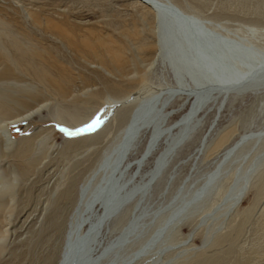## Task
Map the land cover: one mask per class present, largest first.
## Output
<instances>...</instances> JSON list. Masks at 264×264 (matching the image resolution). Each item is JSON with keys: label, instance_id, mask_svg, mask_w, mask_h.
Segmentation results:
<instances>
[{"label": "rangeland", "instance_id": "374dc122", "mask_svg": "<svg viewBox=\"0 0 264 264\" xmlns=\"http://www.w3.org/2000/svg\"><path fill=\"white\" fill-rule=\"evenodd\" d=\"M178 1L189 2L201 15L230 29L256 33L264 47L262 0L257 2L261 6L251 0ZM151 14L138 0H0V264H57L82 183L103 160L105 150L119 141L131 107L173 84L165 64L151 65L148 55L139 51L143 39L154 41L146 20ZM128 30L132 36L124 35ZM86 44L104 59H112L113 51L124 45L121 58L130 56L137 65L123 77V72L109 71ZM226 95L201 109L202 123L194 133L201 130L195 139L204 136L209 145L198 150L199 140L186 146L183 142L150 189L153 211L185 186L198 188L226 163L220 162L224 153L247 134L239 153L247 156L222 167L220 180L212 186L219 192L215 200L209 195L195 209L198 215L179 226L174 240L168 239V244L179 243L177 252H182L176 264H264V171L260 178L254 172L227 218L221 213H214V220L206 216L224 196L228 173L240 163L239 171L255 152L258 144L250 151L249 142H264V89L240 97L229 90ZM185 97L177 93L164 106L168 126L187 113L193 95ZM150 129H140L127 164L144 151ZM221 135L231 137L218 145ZM164 137L154 153L141 165L130 166L128 173L149 169L164 147ZM170 172L174 177L165 188ZM219 207L215 204L213 212ZM100 209L104 210L101 205L99 213ZM118 216L109 220L106 232L120 228Z\"/></svg>", "mask_w": 264, "mask_h": 264}, {"label": "bare ground", "instance_id": "6f19581e", "mask_svg": "<svg viewBox=\"0 0 264 264\" xmlns=\"http://www.w3.org/2000/svg\"><path fill=\"white\" fill-rule=\"evenodd\" d=\"M138 1L151 10L152 14L146 20L151 23L152 28L149 29L154 34V41L147 42L143 39L138 45V50L148 55L145 58H150L151 65L157 62L165 64L169 68L173 84L167 88L162 87L164 89L144 97L131 107L121 137H118L119 141L105 150L103 160L82 183L77 204L67 220L69 223L57 264H176L182 252H177L179 243L168 244V239L174 240L179 226L198 215L195 209H198L209 195L215 200L219 192L213 191L212 186L215 183L216 187V182L220 180L218 176L222 167L235 157L240 156V159H243L247 156L239 154L246 142L247 134H243L232 147L226 149V158L223 157L220 161L226 163L219 165L217 171L207 177L201 186L194 190L185 186L184 191H178L168 204L150 211L151 186L165 173V168L177 147L185 141L184 146L191 145L196 140H199L198 150L209 145L204 136L195 139L201 130L194 133L202 123L201 109L208 104H214L220 94L226 95L229 90L240 97L246 92L259 93L264 89V47L256 33L247 34L230 29L218 20L201 15L187 1ZM262 1L263 9L264 0ZM124 35L132 36L133 32L128 30V34ZM85 46L93 56L101 59V63L109 71L113 68L121 74L123 72V77L132 65H137L130 56L121 58L127 50L124 45L120 51H113L112 59H104L102 54L95 48L92 49L89 44ZM81 50L85 52L82 47ZM177 93H185L186 97L193 95V102L186 114L168 126L165 124L168 111L164 106ZM143 126H151L145 149L137 160L127 164V154L135 146ZM164 135V147L160 149L149 169L144 173L140 171L142 168L128 173L130 166L141 165L154 153L158 140ZM230 137L225 135L221 142L218 140V145ZM249 144L250 151L256 148L255 152L239 171L237 168L240 163L228 173L230 176L225 178L229 179L228 187L224 186V196L217 200L220 207L213 212L215 204H218L214 203L211 212L206 215L209 219H215L214 213H221L222 217L227 218L245 194L254 172L257 175L260 173L259 178L261 177L264 171V142L260 145V141L256 140ZM235 147H239L237 154L229 156L228 153ZM168 175L165 188L169 187V183H172L170 179L174 177L173 172ZM165 192L167 191L162 194L165 195ZM100 205L104 210L100 209L99 213L97 209ZM123 207L125 209L121 212ZM115 215H119L116 224L117 227L120 225V228L116 232L108 228L106 232L109 220ZM84 225L87 227L83 230ZM175 248L176 251H173ZM152 253L155 256L149 257ZM169 253L175 254L165 259V255Z\"/></svg>", "mask_w": 264, "mask_h": 264}, {"label": "water", "instance_id": "95a60500", "mask_svg": "<svg viewBox=\"0 0 264 264\" xmlns=\"http://www.w3.org/2000/svg\"><path fill=\"white\" fill-rule=\"evenodd\" d=\"M258 0H251V2H254L256 6H260V4L257 3Z\"/></svg>", "mask_w": 264, "mask_h": 264}]
</instances>
